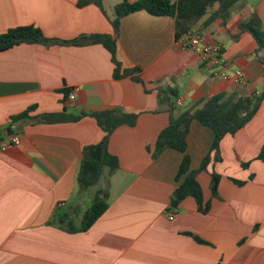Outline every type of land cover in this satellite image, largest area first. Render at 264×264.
Listing matches in <instances>:
<instances>
[{"label":"crops","instance_id":"1","mask_svg":"<svg viewBox=\"0 0 264 264\" xmlns=\"http://www.w3.org/2000/svg\"><path fill=\"white\" fill-rule=\"evenodd\" d=\"M79 1L0 0V34L34 25L58 41L0 51V144L13 133L21 136L18 144L0 150V264H264V160L258 158L264 100L248 124L223 137L222 160L198 174L201 204L189 195L170 206L185 178L177 180L183 152L167 148L153 157L171 113L195 110L217 94L236 101L264 91V55L253 35L240 28L253 13L264 24V0H239L225 20H209L216 5L192 28L221 45L227 72L244 70L241 83L216 74L219 67L179 46L175 17L144 9L121 18L116 38L122 69L139 72L115 77L116 65L103 44L66 42L83 34L115 35L111 18L123 0H104V10ZM161 96L174 104H161ZM178 98L182 106L175 104ZM30 108L29 118L11 122ZM108 109L136 114V123L111 133L108 147L119 169L88 189L107 186L108 209L88 230L71 232L66 221L76 214L82 219L87 207L81 196L88 190L80 192L77 181L83 150L105 132L89 116L56 123L33 118ZM214 139L213 129L191 121L189 171L200 167ZM213 170L222 174L216 195L210 187ZM59 213L67 214L64 227Z\"/></svg>","mask_w":264,"mask_h":264},{"label":"trees","instance_id":"2","mask_svg":"<svg viewBox=\"0 0 264 264\" xmlns=\"http://www.w3.org/2000/svg\"><path fill=\"white\" fill-rule=\"evenodd\" d=\"M103 1L104 0H80L79 5L95 3L104 10ZM238 1L239 0H123L115 7L114 17L111 18L115 35L83 34L66 43L75 45L101 43L112 55L113 62L116 65L115 77L131 75L137 71L139 72V68L122 69L121 63L116 57V38L123 16L140 9H144L154 15L173 16L176 21V38L178 39L181 35H189L190 32H192L193 26L216 5L218 7L210 16L209 20L215 18L225 20L229 16L231 7ZM240 28L242 31H249L253 35L257 42V52H262L264 55V24L260 17L256 13H253L249 20L241 23ZM23 42H43L52 44L58 41L46 37L41 29L34 25L19 26L0 34V51ZM135 79L141 80L140 77L136 76ZM159 99L161 104L169 102L172 105L174 104L171 102V97L169 96H161ZM263 100L264 91L261 94L241 96L236 101L231 98H225L223 94H217L195 110L189 109L178 115L171 113L168 125L160 132L157 138L156 149L153 155V157L156 158L167 148H175L184 153L177 180H179L183 174H185V178L173 193L170 205L171 208L177 207L180 202L189 195L194 196L197 202L201 204L203 190L197 179L198 174L201 171H209L208 167L213 160H222L220 143L223 137L227 134H235L239 129L248 124L258 112ZM31 108L11 117V122H19L29 118L28 112ZM84 116L94 118L105 132V135L100 142L87 145L83 150L77 175L80 192L98 186L102 179H107L119 169V159L109 151V137L117 127L124 124L134 125L137 119L136 114L125 113L118 109L82 112L78 115L69 113L41 114L33 119L40 122L56 123L78 121ZM194 119L199 120L202 124L213 129L215 132V139L211 150L204 157L200 167L189 171L190 157L186 153L187 135L189 133L191 121ZM0 139H2L1 131ZM258 158L264 160V145L262 146ZM209 173L211 175V191L213 195H216L222 174L216 170ZM236 182L244 183L239 180ZM108 199L109 190L107 186L99 187L95 192L92 204L84 212L79 225H75L72 221H66V226L64 227L63 224L67 218V214L65 213H59L57 216L55 215L58 220L57 222L60 226L71 232L86 231L108 209Z\"/></svg>","mask_w":264,"mask_h":264},{"label":"built area","instance_id":"3","mask_svg":"<svg viewBox=\"0 0 264 264\" xmlns=\"http://www.w3.org/2000/svg\"><path fill=\"white\" fill-rule=\"evenodd\" d=\"M177 44L182 46L183 48H191L196 53H198L202 59V62L209 65L210 67H219V71L216 74L224 77V78H232L233 80L241 83L246 79V75L243 69L238 68L233 72H227L225 70L226 59L222 52V47L219 43L214 40L207 39L203 34L197 32H190L189 35H181L177 39ZM73 98V94H69L68 100L71 101ZM176 104L182 106L183 102L180 98L176 99ZM21 136L19 133H13L9 136V138L0 144V150L5 151L12 145H16L20 142ZM63 203H59L62 205ZM169 219H174V213L169 212Z\"/></svg>","mask_w":264,"mask_h":264},{"label":"rangeland","instance_id":"4","mask_svg":"<svg viewBox=\"0 0 264 264\" xmlns=\"http://www.w3.org/2000/svg\"><path fill=\"white\" fill-rule=\"evenodd\" d=\"M96 189V188H95ZM95 189H91V190H88L87 192H85L81 198H83V202L87 204V207L85 209H82L83 211V214L84 212L90 207V205L92 204V201H93V198H94V195H95ZM80 215L76 214L75 215V219H74V224H80L81 222V219L79 218ZM83 216V215H82ZM82 218V217H81Z\"/></svg>","mask_w":264,"mask_h":264}]
</instances>
